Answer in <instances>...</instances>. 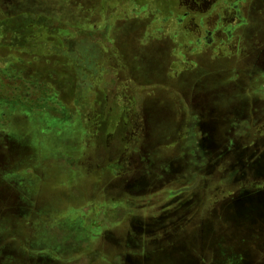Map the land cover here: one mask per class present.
Masks as SVG:
<instances>
[{
	"label": "rangeland",
	"instance_id": "374dc122",
	"mask_svg": "<svg viewBox=\"0 0 264 264\" xmlns=\"http://www.w3.org/2000/svg\"><path fill=\"white\" fill-rule=\"evenodd\" d=\"M190 2L0 0V21L5 13L32 11L63 21L70 29L95 30L102 38L98 40L102 57L97 73L82 77L70 60L48 49L71 31L45 29L29 35L26 48L5 45V37L0 35V41L4 40L0 44V96L19 99L17 104L0 100V147L8 167L2 171L10 182L0 181V264H115L120 252L99 242L100 246L94 237L121 214L113 209L98 215L96 206L90 205H101V198L91 199L102 185L100 177L108 165L106 151L123 144L120 134L132 123L133 112L125 104L134 102V96L158 101L160 108L151 106L157 108L152 110L162 129L166 121H178V87L180 83L186 86L192 73H197L196 64L209 71L222 64L221 56L206 58L186 49L192 42L173 18L176 11L178 15L192 12ZM196 19L200 20L197 15ZM207 19L211 22L213 15ZM186 21L191 30L190 17ZM56 25L52 22L51 29ZM244 80L242 77L241 82ZM8 81L9 87H4ZM47 97L61 102L62 108L55 104L57 115L46 117L43 102ZM76 98H82L78 99L81 108L73 104ZM34 101L39 102L33 107L26 104ZM217 115L213 121L218 131L211 137L215 143L222 133V117ZM83 153L89 157L88 167L81 165ZM193 160L198 167V158ZM230 233L226 232L227 239ZM121 253H128L126 264H135L139 254L137 250ZM249 255L247 252V258Z\"/></svg>",
	"mask_w": 264,
	"mask_h": 264
},
{
	"label": "flooded vegetation",
	"instance_id": "af4514ba",
	"mask_svg": "<svg viewBox=\"0 0 264 264\" xmlns=\"http://www.w3.org/2000/svg\"><path fill=\"white\" fill-rule=\"evenodd\" d=\"M190 1L192 12L176 11L173 18L192 42L186 49L206 58L221 56L222 64L213 71L196 64L187 85L179 84V122L170 118L174 121L160 129L152 110L160 103L147 97L125 104L132 123L120 134L123 144L106 151L101 189L91 199L101 198V205H90L98 215L113 209L121 214L94 237L120 252L115 264L129 261V252L121 253L127 250L138 251L135 264L264 262V0ZM78 99L73 104L81 108ZM45 103L46 117L62 108L54 97ZM217 113L222 133L215 143ZM2 148L0 181L10 184L2 171L8 168ZM88 158L83 153L81 165L88 167Z\"/></svg>",
	"mask_w": 264,
	"mask_h": 264
},
{
	"label": "trees",
	"instance_id": "16d2710c",
	"mask_svg": "<svg viewBox=\"0 0 264 264\" xmlns=\"http://www.w3.org/2000/svg\"><path fill=\"white\" fill-rule=\"evenodd\" d=\"M5 19L0 21V35L5 37V45H15L18 47L26 48L27 38L29 35H34L38 32H45V29L51 33L64 31L70 34L62 37L59 36L60 42L50 43L49 50L57 55L64 56L70 60L73 65L77 76H84L88 74L97 73V62L102 57V48L98 42L102 38H98L95 30H82L79 28L70 29L69 25L63 21H59L54 17H46L38 15L32 11H21L13 14H4ZM57 23L56 27L51 29L50 24ZM104 36V34H102ZM56 36V34H55ZM3 41H0L2 44ZM40 45V44H39ZM1 46V45H0ZM26 46V47H25ZM48 46V44H47ZM86 75V76H87ZM4 87H9V81L4 84ZM0 100H5L6 103L13 102L19 103V99L15 97H8L1 95ZM34 101L32 105L28 102L26 104L33 107L37 104ZM46 106L45 101L43 102ZM42 104V105H43Z\"/></svg>",
	"mask_w": 264,
	"mask_h": 264
}]
</instances>
